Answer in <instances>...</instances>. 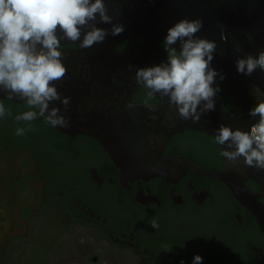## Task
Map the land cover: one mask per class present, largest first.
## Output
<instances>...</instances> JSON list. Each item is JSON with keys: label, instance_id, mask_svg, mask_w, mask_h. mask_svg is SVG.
<instances>
[{"label": "flooded vegetation", "instance_id": "1", "mask_svg": "<svg viewBox=\"0 0 264 264\" xmlns=\"http://www.w3.org/2000/svg\"><path fill=\"white\" fill-rule=\"evenodd\" d=\"M148 92L138 87L131 100L154 102L141 99ZM0 103L12 113L0 118V264H109L116 250L127 264H193L196 255L202 264H264L255 216L224 179L203 172L225 178L214 135L188 128L163 143L165 163L189 161L199 172L180 167L121 182L95 137L59 130L39 115L34 130L17 136L28 125L15 116L39 109L6 96ZM244 184L259 190L252 178Z\"/></svg>", "mask_w": 264, "mask_h": 264}, {"label": "water", "instance_id": "2", "mask_svg": "<svg viewBox=\"0 0 264 264\" xmlns=\"http://www.w3.org/2000/svg\"><path fill=\"white\" fill-rule=\"evenodd\" d=\"M104 2L113 23L123 24L125 30L117 36L109 34L104 42L88 49L79 48L88 29L82 30L78 41L61 40V46H74L60 47L67 72L61 81L54 82L61 97H71L68 110L64 111L60 101L49 104V108H60V114L70 119L71 126H57L59 130L71 134L83 132L98 139L113 160L121 182L167 172L178 174L180 167L198 171L189 161L176 162L180 165L178 168L164 162L163 143L176 132L192 128L215 136L221 124L233 131L250 132L259 117H250L249 111L259 100H264V95L256 96L253 87H259L264 93V71L258 68L251 76H246L238 73L235 65L238 57L258 56L264 51V0ZM181 19H201L203 27L196 36L217 43L211 67L222 71L225 78L221 81L217 76L213 87H223L231 103V108L225 109L215 97L214 110L203 113L199 123L182 120L175 106H169L168 97L161 98L159 93L153 95L154 102L131 100V93L139 87L135 80L136 69L168 62L159 39H165L168 29ZM94 23L97 27L111 29L110 24L100 23L98 16ZM222 31L228 37L226 42L220 39ZM58 35H62L59 30ZM131 38L142 40L124 49L116 47L117 42ZM236 45L240 46V51H236ZM172 47L179 52V41ZM4 96L7 93L0 90V97ZM13 100L26 102L16 96ZM149 106L154 110L150 111ZM234 109H239L240 114ZM222 147L224 150L226 145ZM203 172L225 180L233 196L255 216L264 234V203L259 199L264 198V170L245 165L241 157L238 165H232L225 158V178L222 172L215 170ZM247 178L258 183L257 192L244 184Z\"/></svg>", "mask_w": 264, "mask_h": 264}, {"label": "clouds", "instance_id": "3", "mask_svg": "<svg viewBox=\"0 0 264 264\" xmlns=\"http://www.w3.org/2000/svg\"><path fill=\"white\" fill-rule=\"evenodd\" d=\"M97 16L100 23L110 24L111 29L97 27L94 23ZM202 27L201 19H181L168 29L163 41L168 62L137 68L135 72L137 84L150 90L149 97L156 93L161 98L168 97L169 106H175L179 117L193 123H199L203 113L214 110V98L220 91L219 86L213 87L215 78L218 76L221 81L225 78L222 71L211 67L217 43L196 36ZM84 29L88 30L83 34L80 49H88L104 42L109 34L117 36L125 30L123 24L113 23L104 0H0V90L7 93V99L16 96L25 100L30 109H39L38 113L29 110L15 116L18 123L28 125L17 127V136L34 130L31 122L38 115L45 117V123L52 127L71 126L70 119L60 114V108H49V104L60 101L64 111L68 110L71 97H61L54 84L67 72L59 49L63 39L80 40ZM58 30L62 35H58ZM220 39L224 42L228 39L223 31ZM178 41L179 52L172 47ZM235 49L241 50L239 45ZM235 66L238 73L246 76L258 68L264 71V51L258 56L238 57ZM253 91L257 97L264 95L259 87L254 86ZM149 110L154 109L149 106ZM11 115V110L0 103V118ZM249 116L259 117L250 132L233 131L221 124L214 142L226 145L220 155L232 165H238L243 157L245 165L264 170V100L250 109ZM150 224L159 228L155 220ZM193 264H202V257L196 255Z\"/></svg>", "mask_w": 264, "mask_h": 264}, {"label": "trees", "instance_id": "4", "mask_svg": "<svg viewBox=\"0 0 264 264\" xmlns=\"http://www.w3.org/2000/svg\"><path fill=\"white\" fill-rule=\"evenodd\" d=\"M141 41V38H131V39H124V40H121L119 42L116 43V47L119 48V49H124L130 45H133V44H136L138 42ZM163 41L164 39H159V43L163 45ZM74 45L73 44H65L61 47H73ZM139 88H145L143 85H139ZM215 88V87H214ZM220 88V91L217 93V99L219 100L220 104L225 108V109H228L230 106H229V101H228V98H227V93L225 91V89L223 87H219ZM141 99H144V100H150V97L148 96V93L146 96H144L143 98ZM132 101H137L136 98H132ZM237 114H239V112H237Z\"/></svg>", "mask_w": 264, "mask_h": 264}, {"label": "rangeland", "instance_id": "5", "mask_svg": "<svg viewBox=\"0 0 264 264\" xmlns=\"http://www.w3.org/2000/svg\"><path fill=\"white\" fill-rule=\"evenodd\" d=\"M114 253H115V252H114ZM109 256H111V255L108 254L107 257H109ZM116 256H117V258L114 259V260L112 259L111 263H109V264H127L126 261H125V255H124V253H122V252L119 251V250H118V252H117V250H116ZM130 262H131L132 264H135L134 261L131 260V259H130Z\"/></svg>", "mask_w": 264, "mask_h": 264}, {"label": "built area", "instance_id": "6", "mask_svg": "<svg viewBox=\"0 0 264 264\" xmlns=\"http://www.w3.org/2000/svg\"><path fill=\"white\" fill-rule=\"evenodd\" d=\"M254 125V124H253ZM250 129H251V127H250Z\"/></svg>", "mask_w": 264, "mask_h": 264}]
</instances>
